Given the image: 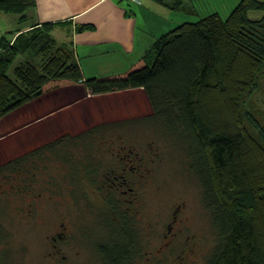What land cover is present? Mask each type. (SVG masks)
I'll use <instances>...</instances> for the list:
<instances>
[{
    "label": "trees",
    "instance_id": "16d2710c",
    "mask_svg": "<svg viewBox=\"0 0 264 264\" xmlns=\"http://www.w3.org/2000/svg\"><path fill=\"white\" fill-rule=\"evenodd\" d=\"M152 1L195 12L192 5L182 7L184 0ZM35 4L0 0V13L25 22ZM252 11L262 16L252 19ZM52 27L33 25L12 42L0 35V119L62 86L83 85L93 95L142 89L152 110L142 122L157 119L183 142L187 170L200 185L214 231L204 264H264V130L249 117L251 112L242 110L244 98L264 74V0H240L226 17L213 12L184 21L159 36L128 69L104 76L84 78L73 47L55 45ZM24 53L28 58L10 75L14 57ZM107 126L65 134L0 165V202L8 195L28 197L17 204L16 213L19 217L25 207L31 214L33 201L42 197L35 187L38 172L50 180L51 194L57 193L52 184L63 177L58 193L66 190V195L55 201L74 211L80 232L84 217L95 211L109 228L107 239L94 243L100 263L139 264L134 211L122 189L137 183L133 176L144 161L135 166L136 154L117 147V137L107 138ZM121 174L127 175V184L110 183ZM68 225L62 222L61 230ZM93 232L87 237L82 232L83 238L92 239ZM7 233L0 219V250Z\"/></svg>",
    "mask_w": 264,
    "mask_h": 264
},
{
    "label": "rangeland",
    "instance_id": "374dc122",
    "mask_svg": "<svg viewBox=\"0 0 264 264\" xmlns=\"http://www.w3.org/2000/svg\"><path fill=\"white\" fill-rule=\"evenodd\" d=\"M184 4L188 7L185 1L182 7ZM204 5L200 2L196 7L199 17L206 14ZM209 5L215 4L210 2ZM214 10L207 12L220 11L223 17L231 12L227 5L221 3H217ZM261 15L260 11L249 14L252 19ZM9 17L12 14L0 13V19L7 21ZM53 33L57 40H61L60 30ZM4 36L6 39L9 37ZM51 46L54 47L53 44ZM103 51L108 52L109 49ZM22 55L14 57L8 72L10 75L16 64L28 58L27 54L25 57ZM119 62L114 55H102L96 59L85 57L81 60V68L104 76L121 72ZM257 83L256 88L244 98L242 110L251 112L249 117L256 118L264 130V74L260 75ZM83 87L62 86L34 98L0 119V165L65 134L74 135L108 124L106 129L109 131L107 135L103 134L109 139L117 137V147L132 150L137 156L135 166L144 161L139 166L138 182L130 189L127 185L122 189L126 200H133L130 208L134 211L139 264H204L214 245V231L210 214L202 203L200 185L187 170L183 142L170 135L164 123L157 119L142 122L143 116L152 113L142 89L93 96ZM129 120L132 122L124 123ZM58 179L59 183L66 182L63 177ZM59 183L52 184L57 193L51 194L50 180L38 172L35 187L42 191V197L40 201H33L35 206L31 214L25 207L20 208L19 217L16 213L17 204H25L28 197L8 195L6 202L2 198L0 219L8 228V236L0 250V264H101L94 243L106 240L109 228L101 224L99 212L95 211V214L90 212L84 217L80 232V224L73 219L74 211L64 209L66 206L55 201L66 195V190L58 193ZM51 195L53 200L46 202L44 199ZM92 196L90 191V199ZM98 208L99 205L95 209ZM69 219L74 220L73 224ZM62 222L69 224L63 231ZM95 229L97 231L93 232ZM84 231L86 237L91 232L95 234L88 240L83 238Z\"/></svg>",
    "mask_w": 264,
    "mask_h": 264
},
{
    "label": "crops",
    "instance_id": "0c3cea01",
    "mask_svg": "<svg viewBox=\"0 0 264 264\" xmlns=\"http://www.w3.org/2000/svg\"><path fill=\"white\" fill-rule=\"evenodd\" d=\"M35 1V6L26 13L27 20L23 22V26L22 22H18L17 16L12 15L7 21L0 19V35H8L7 40L12 42L20 30L50 23L53 25L51 34L56 45L70 43L80 67L81 60L85 57L96 59L102 55H114L117 62L120 61L119 70L123 71L141 57L159 36L184 21L199 17L196 7L200 2L206 4L205 15H208L207 11H216L214 8L217 3L227 5V9L232 11L240 0H184L187 5L195 8V12L191 13L194 15H189L190 12L186 11L170 10L152 0H140L136 4L130 0ZM210 2L215 5L210 6ZM218 13L221 15L220 11ZM56 30H60L61 40L54 36L53 32ZM103 49L109 51L104 52ZM82 74L84 78L98 76L83 70Z\"/></svg>",
    "mask_w": 264,
    "mask_h": 264
},
{
    "label": "flooded vegetation",
    "instance_id": "af4514ba",
    "mask_svg": "<svg viewBox=\"0 0 264 264\" xmlns=\"http://www.w3.org/2000/svg\"><path fill=\"white\" fill-rule=\"evenodd\" d=\"M140 166V165H139ZM138 166V167H139ZM140 172H139V170H138V173L136 174V177H135V175L133 176L135 179H133V181L135 180L136 182H138V178H137V175L139 174ZM126 174H125V176L124 175H119V176H113L111 179H109L110 180V183H112V184H114V185H121V184H127V179H126ZM131 201H133V200H131Z\"/></svg>",
    "mask_w": 264,
    "mask_h": 264
}]
</instances>
